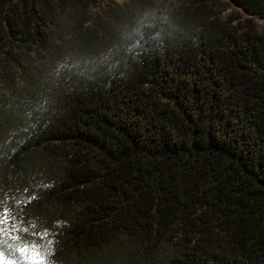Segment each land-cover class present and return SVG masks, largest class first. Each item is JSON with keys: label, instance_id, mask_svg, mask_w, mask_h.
I'll return each mask as SVG.
<instances>
[{"label": "trees", "instance_id": "1", "mask_svg": "<svg viewBox=\"0 0 264 264\" xmlns=\"http://www.w3.org/2000/svg\"><path fill=\"white\" fill-rule=\"evenodd\" d=\"M0 229L4 264H264V0H0Z\"/></svg>", "mask_w": 264, "mask_h": 264}, {"label": "snow or ice", "instance_id": "2", "mask_svg": "<svg viewBox=\"0 0 264 264\" xmlns=\"http://www.w3.org/2000/svg\"><path fill=\"white\" fill-rule=\"evenodd\" d=\"M0 232H3L5 235H7V232L3 229H0ZM5 241H0V244L4 243ZM21 252V255L24 257L25 260H36L39 256V253H37L34 250H30L27 247L18 249ZM5 258L3 255V252L0 251V264H4ZM7 264H19L18 260H9L7 261Z\"/></svg>", "mask_w": 264, "mask_h": 264}]
</instances>
